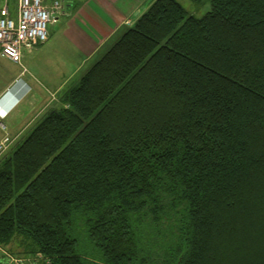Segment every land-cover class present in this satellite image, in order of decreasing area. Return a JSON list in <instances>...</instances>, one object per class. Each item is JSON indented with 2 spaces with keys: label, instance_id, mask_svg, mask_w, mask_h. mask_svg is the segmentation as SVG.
Here are the masks:
<instances>
[{
  "label": "trees",
  "instance_id": "16d2710c",
  "mask_svg": "<svg viewBox=\"0 0 264 264\" xmlns=\"http://www.w3.org/2000/svg\"><path fill=\"white\" fill-rule=\"evenodd\" d=\"M152 0L0 157V245L41 264H264V0Z\"/></svg>",
  "mask_w": 264,
  "mask_h": 264
},
{
  "label": "crops",
  "instance_id": "0c3cea01",
  "mask_svg": "<svg viewBox=\"0 0 264 264\" xmlns=\"http://www.w3.org/2000/svg\"><path fill=\"white\" fill-rule=\"evenodd\" d=\"M60 1L62 12L49 26L47 40L23 48L20 63L0 51V142L24 139L49 109L60 104L59 92L152 0Z\"/></svg>",
  "mask_w": 264,
  "mask_h": 264
},
{
  "label": "built area",
  "instance_id": "2783aa9c",
  "mask_svg": "<svg viewBox=\"0 0 264 264\" xmlns=\"http://www.w3.org/2000/svg\"><path fill=\"white\" fill-rule=\"evenodd\" d=\"M60 0H0V51L14 62L23 48H32L48 38L49 26L62 12ZM2 144H0V150Z\"/></svg>",
  "mask_w": 264,
  "mask_h": 264
},
{
  "label": "rangeland",
  "instance_id": "374dc122",
  "mask_svg": "<svg viewBox=\"0 0 264 264\" xmlns=\"http://www.w3.org/2000/svg\"><path fill=\"white\" fill-rule=\"evenodd\" d=\"M187 10L188 14H193L195 16H200L206 12L210 5L209 3H204L201 6L195 5L192 0H178ZM50 29V27H49ZM98 57V56H97ZM94 61L91 60L89 63ZM90 64H87L83 69H86ZM2 149L0 150V157L9 151L16 142H5L1 141ZM24 247L20 244V238L14 237L11 242L3 245L0 249V264H41L42 260L36 258L35 255H29L24 253Z\"/></svg>",
  "mask_w": 264,
  "mask_h": 264
},
{
  "label": "water",
  "instance_id": "95a60500",
  "mask_svg": "<svg viewBox=\"0 0 264 264\" xmlns=\"http://www.w3.org/2000/svg\"><path fill=\"white\" fill-rule=\"evenodd\" d=\"M138 14H139V12H138V11H136V12L134 13V15H135V16H137Z\"/></svg>",
  "mask_w": 264,
  "mask_h": 264
}]
</instances>
